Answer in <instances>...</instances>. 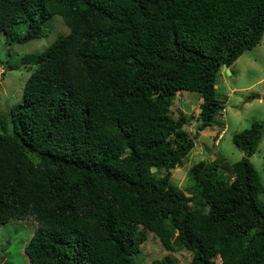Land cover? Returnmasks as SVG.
Wrapping results in <instances>:
<instances>
[{
    "label": "trees",
    "instance_id": "1",
    "mask_svg": "<svg viewBox=\"0 0 264 264\" xmlns=\"http://www.w3.org/2000/svg\"><path fill=\"white\" fill-rule=\"evenodd\" d=\"M53 15L69 30L23 58L13 132H0V224L34 218L30 264H176L137 259L148 232L187 264H264L249 160L264 120L233 134L239 160L194 163L185 191L170 178L194 147L176 93L199 94V131L218 123L217 76L260 42L264 0H0V33L25 43Z\"/></svg>",
    "mask_w": 264,
    "mask_h": 264
},
{
    "label": "rangeland",
    "instance_id": "2",
    "mask_svg": "<svg viewBox=\"0 0 264 264\" xmlns=\"http://www.w3.org/2000/svg\"><path fill=\"white\" fill-rule=\"evenodd\" d=\"M43 27L45 35L25 43L8 41L0 33V132H13L9 109L22 101L23 86L31 71L30 64L25 63L23 58L40 52L59 34H65L69 30L60 15H53L45 21ZM17 31L23 32L24 27ZM215 90L216 96L224 101V108L217 117L218 123L202 131L197 129L199 104L202 101L199 94L178 91L174 97L172 111L179 109L189 117L190 123L185 125V129L194 139L191 151L180 164L170 169L171 182L179 190L185 191L188 170L194 163L218 157L229 162L242 158L244 153L233 143V134L254 122L264 120V34L258 44L242 53L229 67H222ZM249 160L264 185V134ZM260 199L264 202L263 194ZM36 226L32 216L0 224V264H30L24 248ZM187 252L184 249L166 251L158 238L148 232L137 259L150 262L169 253L176 264H187L191 259ZM214 260L216 264H222L219 257H214Z\"/></svg>",
    "mask_w": 264,
    "mask_h": 264
},
{
    "label": "water",
    "instance_id": "3",
    "mask_svg": "<svg viewBox=\"0 0 264 264\" xmlns=\"http://www.w3.org/2000/svg\"><path fill=\"white\" fill-rule=\"evenodd\" d=\"M229 72V70H227Z\"/></svg>",
    "mask_w": 264,
    "mask_h": 264
}]
</instances>
